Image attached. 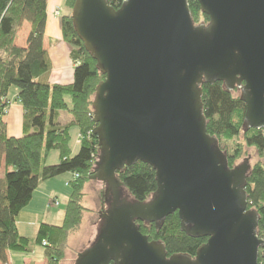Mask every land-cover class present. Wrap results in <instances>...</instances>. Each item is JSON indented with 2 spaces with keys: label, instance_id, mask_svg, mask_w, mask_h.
I'll list each match as a JSON object with an SVG mask.
<instances>
[{
  "label": "water",
  "instance_id": "obj_1",
  "mask_svg": "<svg viewBox=\"0 0 264 264\" xmlns=\"http://www.w3.org/2000/svg\"><path fill=\"white\" fill-rule=\"evenodd\" d=\"M75 0L74 30L105 76L92 100L98 158L89 181L112 202L93 244L74 264H264L259 215L247 209L250 166H227L203 116L204 83L241 89L245 130L264 131V0ZM140 162L155 173L145 202H122L116 175ZM124 188V187H123ZM108 203V202H107ZM177 213L180 231L206 238L194 256H167L138 227L159 230Z\"/></svg>",
  "mask_w": 264,
  "mask_h": 264
},
{
  "label": "trees",
  "instance_id": "obj_2",
  "mask_svg": "<svg viewBox=\"0 0 264 264\" xmlns=\"http://www.w3.org/2000/svg\"><path fill=\"white\" fill-rule=\"evenodd\" d=\"M62 1L67 10L60 18L62 40L70 47V58L75 64L73 80L66 85L50 84L44 79L52 69L43 48L47 0H0V165L4 163L5 167L4 177L0 179L2 264L6 263L8 253H30L35 246L43 247L46 264H60L69 236L78 230L86 211L82 205L83 188L93 174L99 152L98 140L92 135L96 124L91 104L105 76L74 30L69 13L75 0ZM106 1L117 10L124 0ZM188 5L195 24L208 22L196 0H188ZM23 22L30 24V32L27 47L18 49L13 41ZM11 88L17 89V100L24 112L19 137L8 136L3 122ZM201 90L207 133L217 138L219 149L227 156V166L233 167L244 145L255 148L258 155L264 157V134L254 129L245 130V105L240 95L227 92L219 82L204 83ZM66 97L70 98V105ZM61 112L69 117L66 124L59 121ZM74 130L80 135L76 152L73 151ZM232 141L234 148L227 154L222 143L228 145ZM52 152L57 153L58 162L47 165ZM69 173L78 177L68 182L69 196L61 224L41 223L34 238L19 235L17 222L39 184ZM116 178L135 202H145L156 190L154 171L140 162L125 167ZM245 192L247 209L259 215L257 236L264 240V164L258 163L249 169ZM137 224L149 241L164 244L168 257L173 254L194 256L207 240L191 238L181 232L176 212L165 219L159 230L153 224ZM263 254L264 249H260L259 262L263 261Z\"/></svg>",
  "mask_w": 264,
  "mask_h": 264
},
{
  "label": "crops",
  "instance_id": "obj_3",
  "mask_svg": "<svg viewBox=\"0 0 264 264\" xmlns=\"http://www.w3.org/2000/svg\"><path fill=\"white\" fill-rule=\"evenodd\" d=\"M64 6L62 0H47L46 7V22L45 34L43 40V48L47 52L52 64L50 73L44 78L50 84H70L73 80V70L75 64L70 58V47L67 46L62 40L60 29V10ZM58 9L59 15L54 13ZM65 9V8H64ZM67 10H65V14ZM63 15V16H64ZM30 32V24L23 22L18 28L15 39L13 41L14 47L18 49H25L27 47L26 41ZM17 89L11 88L7 100L9 102L8 110L3 117V122L6 125V132L8 136L19 137L22 135V121H23V108L17 100ZM59 121L66 124L69 118H66L64 112L60 113ZM74 148L76 152L77 145L80 143V135L74 130ZM5 167L4 163L0 165V179L4 177ZM69 176L64 184L59 189V185L54 184L58 179L52 181L47 180L39 184L38 188L33 193V197L29 205L22 211V214L17 222V230L19 235L34 238L41 223L51 225H59L62 222L63 214L57 216L49 211V207L45 206V201L55 202L58 193H62L65 197L66 203L69 196L68 182L72 179V174H64ZM57 178V177H56ZM64 181V180H63ZM56 185L53 186V185ZM65 185V189L63 187ZM58 186V187H57ZM60 191H59V190ZM2 264V263H0ZM3 264H46L44 249L42 246L33 247L30 253H8L6 263Z\"/></svg>",
  "mask_w": 264,
  "mask_h": 264
},
{
  "label": "rangeland",
  "instance_id": "obj_4",
  "mask_svg": "<svg viewBox=\"0 0 264 264\" xmlns=\"http://www.w3.org/2000/svg\"><path fill=\"white\" fill-rule=\"evenodd\" d=\"M64 8L65 7L63 6L60 10L61 11L60 17H62L65 14L66 8L65 9ZM57 11L58 9L55 12ZM69 14L71 16V13ZM233 94L235 96L236 95L239 96L238 91L233 92ZM65 100L67 104L69 105L71 104V100L69 97H66ZM64 115L66 118H69L65 112ZM262 134H264V131H262ZM240 140H242V138H240ZM224 144L222 143V147L225 148L223 149V151L225 150V153L228 154V152H231L233 150L234 148L233 141L228 143V145H224ZM57 162H58L57 153L56 152L50 153L46 161L47 165H54ZM244 163H247L250 166V168H252L254 165L258 163L264 164V157H260L257 151L255 150V148L246 147L244 145L241 147L240 158L235 161L233 166L242 165ZM68 177L69 176L67 175H61L58 176L57 178H53V180L52 179L50 180L54 181L59 178L58 181H56L54 184L59 185V187L58 186L57 187L60 189L62 184H64L65 180ZM56 185L53 186L56 187ZM63 187L64 189L66 188L65 185H63ZM105 190H106V186L103 183L96 180L88 181L85 184L83 188L84 198L82 205L85 207L86 211L83 214L82 222L78 230L69 236L64 259L61 261L60 264H74L76 255L80 253L82 250L89 248L95 241V238L97 237V233L102 224V215L104 211L108 208L109 202H111L110 194L107 196V199L109 197L110 199L108 200L110 201L109 202L105 201L106 200L104 198ZM118 193L120 194V197L123 198L125 201H134L133 198L128 194V192L123 187H119ZM57 195H58L56 196L57 200L55 202H51L52 198L49 201V204H48V200L45 201V206L49 207L50 213L55 216L61 213L64 214V210L66 208V199L65 197L63 198L64 195H62V193H58ZM150 197L147 200H149Z\"/></svg>",
  "mask_w": 264,
  "mask_h": 264
},
{
  "label": "flooded vegetation",
  "instance_id": "obj_5",
  "mask_svg": "<svg viewBox=\"0 0 264 264\" xmlns=\"http://www.w3.org/2000/svg\"><path fill=\"white\" fill-rule=\"evenodd\" d=\"M235 91H238L239 95L241 96V89H238L236 85H235V87L233 88V90H231L229 93H233V92H235ZM237 166H239V165H237ZM233 167H235V166H233ZM233 167H232V168H233ZM116 191H118V190L116 189ZM110 195H111V199H110L109 197H108V199H110L111 202H112V195H113V192H112V193L110 192ZM108 199H107V201L109 202L110 200H108ZM120 201L124 202V199L122 198V199H120ZM111 202H109V204H110Z\"/></svg>",
  "mask_w": 264,
  "mask_h": 264
},
{
  "label": "built area",
  "instance_id": "obj_6",
  "mask_svg": "<svg viewBox=\"0 0 264 264\" xmlns=\"http://www.w3.org/2000/svg\"><path fill=\"white\" fill-rule=\"evenodd\" d=\"M55 15H56V16H58V15H59V14H58V11H57V12H55ZM7 110H8V108H6V109H5V113L7 112ZM77 177H78V175H77V174L73 175V178H74V179H76ZM43 245L45 246V245H46V243H43Z\"/></svg>",
  "mask_w": 264,
  "mask_h": 264
}]
</instances>
